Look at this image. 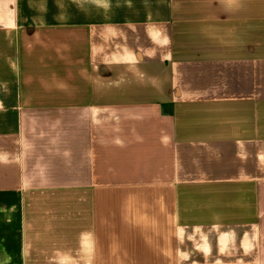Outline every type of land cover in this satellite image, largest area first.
<instances>
[{"label": "crops", "instance_id": "crops-1", "mask_svg": "<svg viewBox=\"0 0 264 264\" xmlns=\"http://www.w3.org/2000/svg\"><path fill=\"white\" fill-rule=\"evenodd\" d=\"M0 264H264V0H0Z\"/></svg>", "mask_w": 264, "mask_h": 264}]
</instances>
